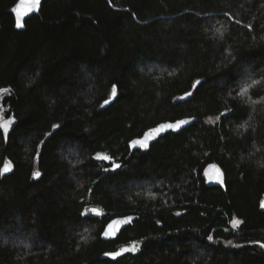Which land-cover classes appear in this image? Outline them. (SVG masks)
Returning a JSON list of instances; mask_svg holds the SVG:
<instances>
[{
	"label": "trees",
	"instance_id": "1",
	"mask_svg": "<svg viewBox=\"0 0 264 264\" xmlns=\"http://www.w3.org/2000/svg\"><path fill=\"white\" fill-rule=\"evenodd\" d=\"M18 1L0 0V89L18 96L0 264H264V0H44L24 30Z\"/></svg>",
	"mask_w": 264,
	"mask_h": 264
},
{
	"label": "water",
	"instance_id": "2",
	"mask_svg": "<svg viewBox=\"0 0 264 264\" xmlns=\"http://www.w3.org/2000/svg\"><path fill=\"white\" fill-rule=\"evenodd\" d=\"M20 2H21V0H19L17 2V4ZM43 2H44V0H40V4H39L38 8L34 9L33 11L29 12L27 15H24L22 17L23 26L19 27V28L16 26L18 30H24L26 22L28 20H30L32 17L37 16L40 13ZM12 13H13L15 20H16V14L13 11H12ZM202 82L203 81H200V83L198 85H196L193 88V90H196ZM4 90H6V91H4ZM191 96H192V92H191V95L185 94V95L180 97V101L186 102L191 98ZM115 100H116V95L112 99L109 100V103L103 104V109H107L108 107H110L115 102ZM17 103H18V96L12 87H5V88L0 89V122H2L5 119H10L12 121V123L9 124V126H8L7 134H5L3 129L0 128L1 132L3 133V136H4L6 143H8L11 133L14 131L15 127L18 124V120L15 116V109H16ZM178 121H187V123L180 125L176 129L167 128V129L161 130L159 133H151L150 138L147 139V147L142 148L138 144L136 146H132L130 143L129 147H130L131 151L132 152L148 151L155 143H157L160 139L164 138L167 134L180 133L183 130H185L186 128L190 127L193 123H195L197 121V119L186 118V119H182V120H178ZM178 121H176V122H178ZM176 122H168V123H162V124H175ZM162 124H160V125H162ZM160 125H158L157 127L153 128V129L158 128ZM151 130H149L147 133H150ZM144 138H145V134L141 138H137L135 140H142ZM7 162L11 163V169L9 171L3 173L2 178H5V177L12 175L15 171V166H14L13 162L10 160H7ZM119 168H120V166L119 167L115 166L113 169L117 170ZM217 170H219V171L217 172ZM205 176L208 178V180L210 179L209 183L212 186L223 185V183H224L223 171L218 166L214 165V166L209 167L206 171ZM221 180H222V183H221ZM261 209L264 212V207L261 206ZM0 211H1V205H0ZM136 220H138V217L134 216V215H128V216H123V217H118V218L113 219L105 227V229L102 233V240L106 241V242L116 240L120 236V234L125 229L132 226ZM113 222H116V223H113ZM109 225H112V227L109 228ZM106 233H107V235H106Z\"/></svg>",
	"mask_w": 264,
	"mask_h": 264
},
{
	"label": "snow or ice",
	"instance_id": "3",
	"mask_svg": "<svg viewBox=\"0 0 264 264\" xmlns=\"http://www.w3.org/2000/svg\"><path fill=\"white\" fill-rule=\"evenodd\" d=\"M39 4H40V0H21V2L18 3V4L12 9V11L16 14V26H17L18 28L23 26V24H22V17H23L24 15H27L29 12L33 11L34 9L38 8ZM217 31H219V29H218ZM199 83H200V81H196L195 84L193 85V87H195V86L198 85ZM4 91H6V90H4ZM246 92H247V89L245 88V89L242 91L241 94L243 95V94L246 93ZM115 94H116V86L114 85V86L112 87V96H115ZM186 95H191V92L186 93ZM107 103H109V100L106 99V100L104 101V104H107ZM101 106L103 107V105H101ZM11 123H12V121H11L10 119H5V120H3L2 122H0V128L3 129V131H4L5 134H7V132H8V126H9V124H11ZM185 123H187V121H178V122H176L175 124H162V125H160L158 128H156V129H152V130L150 131V133H145V138H144V139H142V140H134V141H132V142H131V145H132V146H136V145L138 144V145H140L142 148H143V147H147V139L150 138L151 133H159L161 130H163V129H167V128H173V129H176V128H178L180 125L185 124ZM54 127H58V126H54ZM97 158H98V159H105V160L109 159V157H107V156H100V155H98ZM116 167H119V165H116ZM10 169H11V163L6 161L5 164L3 165V167L0 168V175H2L3 173L9 171ZM218 171H219V170H217V172H218ZM39 175H40L39 172H34V173H33V176H35V177H38ZM221 183H222V180H221ZM261 206L264 207V201L261 202ZM93 211H95V210H93ZM113 223H116V222H113ZM240 223H241V221L238 220V219H235V218H234L233 221H232L233 227L238 226ZM111 227H112V225H109V228H111ZM106 235H107V233H106ZM208 239L211 240L212 237L209 236ZM260 246H261V247H264V244H261ZM135 248H136V246L133 245L130 249H121L120 252H114V253H111V255H112L113 257H116V256H119V255L121 254V252L129 251V250L134 251Z\"/></svg>",
	"mask_w": 264,
	"mask_h": 264
},
{
	"label": "rangeland",
	"instance_id": "4",
	"mask_svg": "<svg viewBox=\"0 0 264 264\" xmlns=\"http://www.w3.org/2000/svg\"><path fill=\"white\" fill-rule=\"evenodd\" d=\"M213 123H215V121H212ZM210 180V179H209Z\"/></svg>",
	"mask_w": 264,
	"mask_h": 264
}]
</instances>
